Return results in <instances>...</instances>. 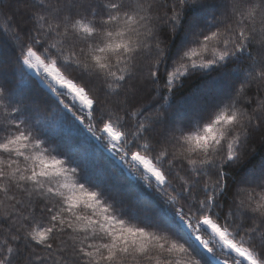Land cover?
Returning <instances> with one entry per match:
<instances>
[{
	"label": "snow or ice",
	"instance_id": "snow-or-ice-1",
	"mask_svg": "<svg viewBox=\"0 0 264 264\" xmlns=\"http://www.w3.org/2000/svg\"><path fill=\"white\" fill-rule=\"evenodd\" d=\"M0 264H264V0H0Z\"/></svg>",
	"mask_w": 264,
	"mask_h": 264
},
{
	"label": "trees",
	"instance_id": "trees-1",
	"mask_svg": "<svg viewBox=\"0 0 264 264\" xmlns=\"http://www.w3.org/2000/svg\"><path fill=\"white\" fill-rule=\"evenodd\" d=\"M163 38V37H162ZM192 81H189L188 84H186L185 88L184 89H179L176 91V95H175V98L177 100H179L181 98L182 95H185L187 94V91L188 89L192 86Z\"/></svg>",
	"mask_w": 264,
	"mask_h": 264
}]
</instances>
